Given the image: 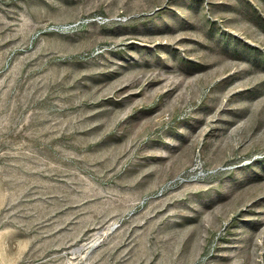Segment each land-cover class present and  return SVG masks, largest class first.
<instances>
[{
	"label": "rangeland",
	"instance_id": "obj_1",
	"mask_svg": "<svg viewBox=\"0 0 264 264\" xmlns=\"http://www.w3.org/2000/svg\"><path fill=\"white\" fill-rule=\"evenodd\" d=\"M0 264H264V0H0Z\"/></svg>",
	"mask_w": 264,
	"mask_h": 264
}]
</instances>
